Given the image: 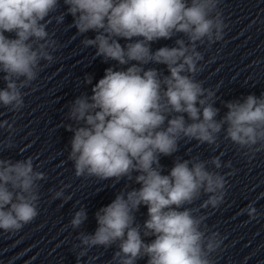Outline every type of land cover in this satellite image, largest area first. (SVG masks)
Returning a JSON list of instances; mask_svg holds the SVG:
<instances>
[{
    "label": "clouds",
    "instance_id": "9594fccd",
    "mask_svg": "<svg viewBox=\"0 0 264 264\" xmlns=\"http://www.w3.org/2000/svg\"><path fill=\"white\" fill-rule=\"evenodd\" d=\"M221 2L62 0L66 10L59 11L61 0H0V79L6 85L0 89V106L8 112H21L23 90L32 88L56 59L53 53L61 45L48 31L53 20L62 25L71 15L68 27L83 37V48L95 50L93 60L115 62L92 86L91 95L81 94L67 106L69 123L61 124L73 133L67 159L76 177L113 186L125 181L115 199L96 212L95 232H79V243L73 245L79 249L77 264L98 247H115L110 264H138L145 258L146 264H215L224 237L209 228L202 210L223 203L228 181L219 170L231 168V161H222L223 152L209 159L175 156L163 174L160 159L179 152L181 142L195 141L215 151L222 133L248 160L264 151V94L223 102L227 111L217 119L218 89L206 88L196 78L204 61L199 47L222 41L229 27ZM173 38L174 46L152 49L160 39ZM155 65L166 66L167 74ZM92 81L84 75V85ZM13 123L0 121V129L9 132L0 151L15 146ZM44 180L31 156L0 158V230L14 233L37 218ZM50 191L53 200L72 198L64 188ZM141 206L147 207L142 224L136 219ZM241 214L255 219L258 213L249 203ZM86 220L81 206L66 227L80 229Z\"/></svg>",
    "mask_w": 264,
    "mask_h": 264
}]
</instances>
